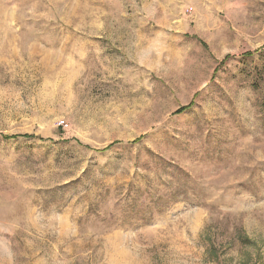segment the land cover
<instances>
[{
  "label": "rangeland",
  "instance_id": "374dc122",
  "mask_svg": "<svg viewBox=\"0 0 264 264\" xmlns=\"http://www.w3.org/2000/svg\"><path fill=\"white\" fill-rule=\"evenodd\" d=\"M0 264H264V0H0Z\"/></svg>",
  "mask_w": 264,
  "mask_h": 264
}]
</instances>
